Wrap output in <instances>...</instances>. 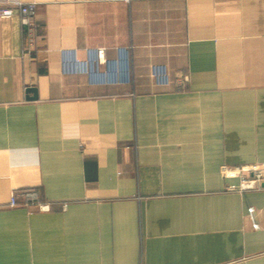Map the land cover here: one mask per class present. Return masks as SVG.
I'll list each match as a JSON object with an SVG mask.
<instances>
[{
	"label": "crops",
	"instance_id": "0c3cea01",
	"mask_svg": "<svg viewBox=\"0 0 264 264\" xmlns=\"http://www.w3.org/2000/svg\"><path fill=\"white\" fill-rule=\"evenodd\" d=\"M12 1L0 264H264V183L220 171L264 163V0Z\"/></svg>",
	"mask_w": 264,
	"mask_h": 264
},
{
	"label": "built area",
	"instance_id": "2783aa9c",
	"mask_svg": "<svg viewBox=\"0 0 264 264\" xmlns=\"http://www.w3.org/2000/svg\"><path fill=\"white\" fill-rule=\"evenodd\" d=\"M129 1V0H125ZM19 9V16L21 24L27 31L30 42H33L35 36V5H25L18 1H12L10 4L0 9V18L3 20H10L15 16L14 8ZM96 60L99 65L106 63V50L100 47L96 51ZM188 82V77H179L175 81L178 89L183 90L185 84ZM222 176L227 180H237V185L226 186L228 191H248L261 189L264 183V163L263 164H249V165H222L220 169ZM19 197L14 193L11 196L10 207H17L22 205L27 209H36L39 211H49L50 204L42 201L40 194L36 190H28L22 192ZM66 208V204L63 205Z\"/></svg>",
	"mask_w": 264,
	"mask_h": 264
}]
</instances>
